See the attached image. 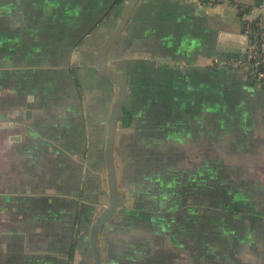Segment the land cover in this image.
Returning a JSON list of instances; mask_svg holds the SVG:
<instances>
[{
    "label": "crops",
    "instance_id": "obj_1",
    "mask_svg": "<svg viewBox=\"0 0 264 264\" xmlns=\"http://www.w3.org/2000/svg\"><path fill=\"white\" fill-rule=\"evenodd\" d=\"M128 1L0 0V264H93L118 94L95 60ZM261 1L141 0L112 46L127 201L103 264H264V85L213 64Z\"/></svg>",
    "mask_w": 264,
    "mask_h": 264
},
{
    "label": "water",
    "instance_id": "obj_2",
    "mask_svg": "<svg viewBox=\"0 0 264 264\" xmlns=\"http://www.w3.org/2000/svg\"><path fill=\"white\" fill-rule=\"evenodd\" d=\"M140 1L141 0H129L127 2L125 10L117 26L103 42V44L98 48V53L95 60L97 69L117 85L118 94L115 101L113 102L108 118L107 136L104 151L109 200L101 208L100 214L92 223L89 233V243L93 256V264H103L104 261L101 243L99 240L100 232L103 230L105 225L113 219L117 211L123 207L127 201L126 190L119 184L115 147L119 124L121 121H124L127 118V115L124 111V105L130 96L129 76L124 69H119L118 66H110L108 62V56L117 39L124 31L127 30L131 17ZM220 47L225 51H239L238 48L233 46L226 47L221 45ZM250 82L253 84L255 83V80L252 78Z\"/></svg>",
    "mask_w": 264,
    "mask_h": 264
},
{
    "label": "built area",
    "instance_id": "obj_3",
    "mask_svg": "<svg viewBox=\"0 0 264 264\" xmlns=\"http://www.w3.org/2000/svg\"><path fill=\"white\" fill-rule=\"evenodd\" d=\"M204 4L214 5L222 0H200ZM245 34L248 46L244 55L233 56L222 61L215 59L214 65H228L232 68L245 69L249 78L264 85V0H262L247 17Z\"/></svg>",
    "mask_w": 264,
    "mask_h": 264
},
{
    "label": "trees",
    "instance_id": "obj_4",
    "mask_svg": "<svg viewBox=\"0 0 264 264\" xmlns=\"http://www.w3.org/2000/svg\"><path fill=\"white\" fill-rule=\"evenodd\" d=\"M122 0H117V2L116 3H118V2H121Z\"/></svg>",
    "mask_w": 264,
    "mask_h": 264
},
{
    "label": "rangeland",
    "instance_id": "obj_5",
    "mask_svg": "<svg viewBox=\"0 0 264 264\" xmlns=\"http://www.w3.org/2000/svg\"><path fill=\"white\" fill-rule=\"evenodd\" d=\"M160 164H162L163 162L161 161V162H159ZM126 190V189H125Z\"/></svg>",
    "mask_w": 264,
    "mask_h": 264
}]
</instances>
